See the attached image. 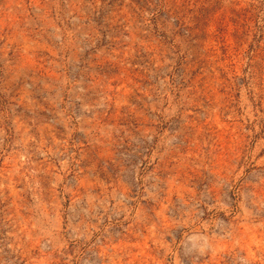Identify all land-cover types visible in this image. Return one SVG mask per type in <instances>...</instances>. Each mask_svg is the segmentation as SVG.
Segmentation results:
<instances>
[{
  "label": "rangeland",
  "instance_id": "obj_1",
  "mask_svg": "<svg viewBox=\"0 0 264 264\" xmlns=\"http://www.w3.org/2000/svg\"><path fill=\"white\" fill-rule=\"evenodd\" d=\"M0 264H264V0H0Z\"/></svg>",
  "mask_w": 264,
  "mask_h": 264
}]
</instances>
